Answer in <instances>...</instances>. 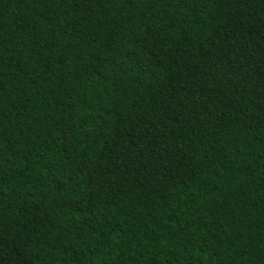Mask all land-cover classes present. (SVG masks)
Instances as JSON below:
<instances>
[{
  "label": "trees",
  "instance_id": "trees-1",
  "mask_svg": "<svg viewBox=\"0 0 264 264\" xmlns=\"http://www.w3.org/2000/svg\"><path fill=\"white\" fill-rule=\"evenodd\" d=\"M0 264H264V0H0Z\"/></svg>",
  "mask_w": 264,
  "mask_h": 264
}]
</instances>
